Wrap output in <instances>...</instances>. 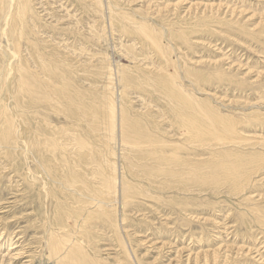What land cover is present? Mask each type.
Segmentation results:
<instances>
[{"label":"rangeland","instance_id":"obj_1","mask_svg":"<svg viewBox=\"0 0 264 264\" xmlns=\"http://www.w3.org/2000/svg\"><path fill=\"white\" fill-rule=\"evenodd\" d=\"M53 236L264 264V0H0V264Z\"/></svg>","mask_w":264,"mask_h":264},{"label":"bare ground","instance_id":"obj_2","mask_svg":"<svg viewBox=\"0 0 264 264\" xmlns=\"http://www.w3.org/2000/svg\"><path fill=\"white\" fill-rule=\"evenodd\" d=\"M114 113L115 112L112 109H110L109 125H110L112 131L114 130V126H115V124L112 123V121H114V119H113V117L115 115ZM117 118H119V117H117ZM124 130L125 129L123 128L119 134H122V138H124L123 142L127 143L128 141H127V137H126V134H125ZM129 143H132V144H135V145L138 144V143L131 142V141H129ZM113 187L115 189V184L113 185ZM109 188H110L109 186H106V190H108ZM103 194H104V196L106 195V193H103ZM103 203H102V206L99 205L98 208H102L103 209V207L105 206V204H107V202L105 200H103ZM105 212L102 215L98 214V213L96 214V213H93V212L91 213L90 212V215H89L88 218L92 220V219H95V218H101V217H103L105 215L106 219L109 220V217H110L108 215L109 213H105ZM90 226L92 227V224ZM86 235H87V233H86ZM52 239L53 240L51 241L50 251L52 252L53 255L60 253L61 250H64L63 256L60 257V264H90L89 261H87V260H85L83 258L84 256L81 254V248L79 247L78 244H76V242H69V241L66 242L61 237L59 238V237H54V236H53Z\"/></svg>","mask_w":264,"mask_h":264}]
</instances>
